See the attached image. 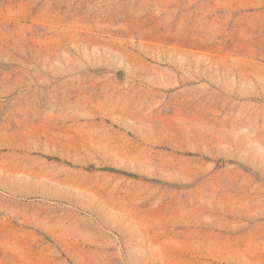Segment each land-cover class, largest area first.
Segmentation results:
<instances>
[{
  "label": "rangeland",
  "instance_id": "obj_1",
  "mask_svg": "<svg viewBox=\"0 0 264 264\" xmlns=\"http://www.w3.org/2000/svg\"><path fill=\"white\" fill-rule=\"evenodd\" d=\"M0 264H264V0H0Z\"/></svg>",
  "mask_w": 264,
  "mask_h": 264
}]
</instances>
